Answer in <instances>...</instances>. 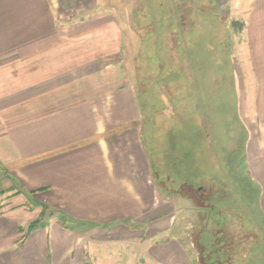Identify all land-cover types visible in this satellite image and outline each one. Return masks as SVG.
<instances>
[{"label": "crops", "instance_id": "1", "mask_svg": "<svg viewBox=\"0 0 264 264\" xmlns=\"http://www.w3.org/2000/svg\"><path fill=\"white\" fill-rule=\"evenodd\" d=\"M233 1L212 0L227 27L223 10L246 6L231 23L244 55L237 67L252 86L244 167L262 186L264 211V0ZM142 2L136 13L129 0H0V264H200L177 224L189 215L184 195L152 170L136 85L120 58L140 55L150 33L176 39L195 19L181 11L188 3L160 1L166 25H176L165 35L160 13ZM213 227L222 254L207 264H264L235 256L239 227ZM203 241L212 244L209 232Z\"/></svg>", "mask_w": 264, "mask_h": 264}, {"label": "rangeland", "instance_id": "2", "mask_svg": "<svg viewBox=\"0 0 264 264\" xmlns=\"http://www.w3.org/2000/svg\"><path fill=\"white\" fill-rule=\"evenodd\" d=\"M160 1L163 0L144 3L148 12L160 13L157 29L169 35L171 25L166 24L171 14L164 2L159 5ZM177 1L188 3L190 9L184 4L181 11L186 15L191 10L195 23L190 22L187 30L179 28L177 40L161 41L156 38L159 34L150 33L140 55H134L129 62L128 57H120L122 67L136 85L142 109V135L152 170L168 188L178 189L184 195L179 196L178 203L180 211L189 215L180 218L177 224L182 227V239L193 245L195 254L202 244L200 241L195 244L194 235L199 240L201 232L196 227L192 232L190 227L194 221H206L207 213L200 206L207 204L215 205L210 217L216 224L237 226L241 235H245L237 243L242 253L235 256L264 257L262 186L246 174L244 167V146L251 136V119L244 117L249 110L250 103L246 101L252 86L245 73L241 79L237 66H242L244 55L238 49V35L234 34L231 23L243 20L245 3L239 6L234 0L231 7L223 10L229 17L230 31L212 0ZM129 3L137 13L143 2L129 0ZM206 3L209 10L203 8ZM171 30L176 31V25ZM140 41L136 40L141 46ZM242 82L244 94L240 88ZM249 111L254 114L252 106ZM194 139L199 142L193 151ZM192 209L197 213L192 215ZM208 230L210 234L217 233L212 223ZM252 233L258 237L246 239ZM210 238L214 237L210 235ZM216 246L213 240L207 251H213ZM223 250L227 252L228 248ZM137 251L135 245L127 252L136 255Z\"/></svg>", "mask_w": 264, "mask_h": 264}, {"label": "trees", "instance_id": "3", "mask_svg": "<svg viewBox=\"0 0 264 264\" xmlns=\"http://www.w3.org/2000/svg\"><path fill=\"white\" fill-rule=\"evenodd\" d=\"M201 208H204L206 211H207V217H205L206 221H204L203 223H200V225L197 227V229L199 228V232H201V237L199 238V240L197 239V236L194 235V242L195 244L197 245L198 244V241H200V243L202 244L201 245V250L199 251V256H200V264H207V259L208 257L212 256V255H215V256H220L222 254V252L218 251L217 249L214 251H207V244L203 241L204 240V234L206 232H211L208 230V226H209V223H212V225H214V221L212 220L211 218V221H209V216L208 213H211V210L212 209H215V205H212L211 207H208L207 204L206 205H202L200 206ZM198 233V232H197ZM196 233V234H197ZM218 231L217 233H211L210 235L213 236L214 238L212 240H221L219 237H218Z\"/></svg>", "mask_w": 264, "mask_h": 264}]
</instances>
